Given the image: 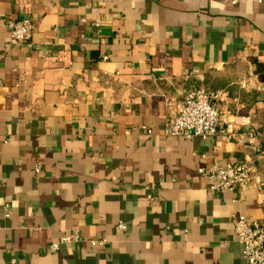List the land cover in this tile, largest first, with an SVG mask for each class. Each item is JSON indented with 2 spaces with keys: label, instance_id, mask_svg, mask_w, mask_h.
I'll use <instances>...</instances> for the list:
<instances>
[{
  "label": "crops",
  "instance_id": "obj_1",
  "mask_svg": "<svg viewBox=\"0 0 264 264\" xmlns=\"http://www.w3.org/2000/svg\"><path fill=\"white\" fill-rule=\"evenodd\" d=\"M191 88L225 93L234 138L162 134ZM252 129L264 0H0V264H245L234 216L264 227V155L233 191L199 169L254 156Z\"/></svg>",
  "mask_w": 264,
  "mask_h": 264
},
{
  "label": "built area",
  "instance_id": "obj_2",
  "mask_svg": "<svg viewBox=\"0 0 264 264\" xmlns=\"http://www.w3.org/2000/svg\"><path fill=\"white\" fill-rule=\"evenodd\" d=\"M10 43L17 45L28 41L34 30L32 20L23 16L7 22ZM225 96L223 91H210L204 88H191L183 93L181 101L177 103L175 113L166 117L162 125V134L167 137L208 139L217 135L223 136L227 141L235 137L236 118L223 120V112L217 103ZM223 125V126H222ZM134 130L131 128L130 132ZM250 144H258V152L241 162L214 163L209 167L200 168L199 173L208 181L209 189L213 192L233 191L255 180L256 169L254 160L264 155V129L248 132ZM41 165L36 164L34 172L38 174ZM151 198V196H149ZM264 205V195L261 199ZM5 217L9 216L8 205L3 207ZM234 233L237 242L242 247L245 264H264V227L243 215L234 216ZM120 230L125 231L123 222L118 224ZM82 237L78 233H70L61 238L62 243H78ZM105 241L90 240L93 246L101 245ZM57 250V244L50 246Z\"/></svg>",
  "mask_w": 264,
  "mask_h": 264
},
{
  "label": "trees",
  "instance_id": "obj_3",
  "mask_svg": "<svg viewBox=\"0 0 264 264\" xmlns=\"http://www.w3.org/2000/svg\"><path fill=\"white\" fill-rule=\"evenodd\" d=\"M262 71V65L261 64H257V72H261ZM260 78H262L263 79V76H261V74H260Z\"/></svg>",
  "mask_w": 264,
  "mask_h": 264
}]
</instances>
